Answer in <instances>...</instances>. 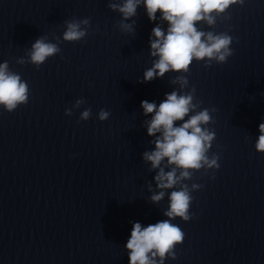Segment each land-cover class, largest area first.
Returning a JSON list of instances; mask_svg holds the SVG:
<instances>
[{
  "label": "clouds",
  "instance_id": "obj_1",
  "mask_svg": "<svg viewBox=\"0 0 264 264\" xmlns=\"http://www.w3.org/2000/svg\"><path fill=\"white\" fill-rule=\"evenodd\" d=\"M244 3L245 0H111L108 4L112 11L121 14L119 27L124 32L134 31L135 22L125 21L134 17L141 5L150 21L159 19L167 23L166 29L157 23L151 31L150 56L155 59L140 82L163 78L168 72L179 74L171 80V83L179 84V91L166 93L158 105L147 100L141 102L144 115L151 114V119L146 121L147 134L155 137L154 150L143 153L144 161L151 165L150 170H157L154 176L157 191L150 200L159 203L167 195L168 206L163 212L166 219L147 226L132 223L125 245L129 264H165L166 259L176 258L175 248L183 243L185 233L173 221L179 218L188 222L193 218L190 212L194 199L192 193L203 187L197 183L189 186L186 181L192 180L201 170L207 174L220 167V156L216 153L209 155L216 134L208 126L214 123L212 113L217 109L202 108V101L196 99L195 87L184 90L189 89L188 74L193 61L210 67L213 63H226L234 54L231 47L234 38L228 32L205 31L198 25L203 23L215 29L218 20L231 19L228 11L233 5ZM64 24L62 40L53 36V43L48 36H40L26 51L25 57L17 59L16 63L31 64L39 69L47 59L61 53V42L82 41L91 26L90 18H73L65 20ZM29 96V85L21 75L11 71L7 61L0 63V108L12 113L19 106L28 104ZM84 103L83 99L76 100L72 108L65 110V115L71 116L73 109ZM91 114V108H86L80 113V120H88ZM109 115L108 111L101 109L98 119L105 121ZM177 121L182 123L177 124ZM258 131L255 150L264 153V122L259 124ZM165 168L169 170L165 171ZM149 191H152L151 186Z\"/></svg>",
  "mask_w": 264,
  "mask_h": 264
}]
</instances>
